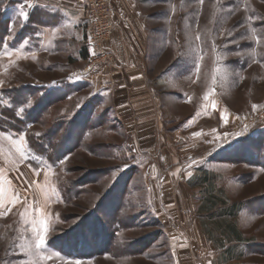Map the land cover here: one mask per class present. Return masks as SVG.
Here are the masks:
<instances>
[{"label": "rangeland", "instance_id": "1", "mask_svg": "<svg viewBox=\"0 0 264 264\" xmlns=\"http://www.w3.org/2000/svg\"><path fill=\"white\" fill-rule=\"evenodd\" d=\"M38 1L67 16L54 53L33 0L0 3V112L26 123L0 126V264H264V0H110L143 26L147 137L81 77L78 0ZM41 218L47 259L29 250Z\"/></svg>", "mask_w": 264, "mask_h": 264}, {"label": "crops", "instance_id": "2", "mask_svg": "<svg viewBox=\"0 0 264 264\" xmlns=\"http://www.w3.org/2000/svg\"><path fill=\"white\" fill-rule=\"evenodd\" d=\"M76 5L78 12L82 13V19L78 22V26L81 27L84 34L87 17L86 3L84 0H78ZM28 7L30 10L35 7L40 8L41 12L45 14L42 22L44 23L42 26L44 51L47 50L51 53L58 51L59 39L54 38L53 33L67 20L62 5L54 1L33 0ZM122 12L125 13L126 11L123 10ZM123 15L122 20L116 21L115 19V29L109 42L114 60L96 67L89 75L81 74V77L92 82L91 85H96L98 90L110 96L109 101L113 108L118 111L122 120H126L127 114L133 116L134 125L138 126V137H147L148 129L143 127L155 128L158 125L156 97L154 95V85L157 83H155L154 78L150 79L148 74L146 56L142 48V46H146L142 23L135 15H129V17L127 13ZM82 38V47L84 48L76 51L79 61L87 60L90 56L87 47V35L84 34ZM72 78L70 77V79ZM71 81L64 80L59 83L62 86L64 82L71 83ZM157 82L161 83L162 79H158ZM125 123L127 122L125 121ZM153 132L154 137H156L155 129Z\"/></svg>", "mask_w": 264, "mask_h": 264}, {"label": "built area", "instance_id": "3", "mask_svg": "<svg viewBox=\"0 0 264 264\" xmlns=\"http://www.w3.org/2000/svg\"><path fill=\"white\" fill-rule=\"evenodd\" d=\"M86 4L87 47L91 64L82 71L83 74L91 72L99 63L114 60L108 43L115 29L111 2L110 0H86Z\"/></svg>", "mask_w": 264, "mask_h": 264}, {"label": "trees", "instance_id": "4", "mask_svg": "<svg viewBox=\"0 0 264 264\" xmlns=\"http://www.w3.org/2000/svg\"><path fill=\"white\" fill-rule=\"evenodd\" d=\"M1 5L6 3L8 5L12 4V0H0ZM0 16H1V20H0V25L2 26L4 23L8 22V24H5L6 26H4V29H0V47L3 45L4 39L6 37V33L9 30V16L7 15L5 10H1L0 12ZM5 31V33H4ZM84 56H86V53H84ZM58 91V90H57ZM56 91V92H57ZM0 117L4 118L5 120L3 121L2 124H0L1 129L3 130H14L19 132L18 129L20 128H24L26 123L23 119L17 117L15 115V112L12 111L10 108H1V112H0ZM22 126V127H21ZM56 133V132H53ZM52 136V135H51ZM39 138H35V137H30L29 138V144L30 147L32 148V150L37 153V154H41L44 155L46 153H49V150L46 149V145H44L43 143H41L42 139ZM39 139V140H38ZM55 152L59 151V146L56 145L54 147Z\"/></svg>", "mask_w": 264, "mask_h": 264}, {"label": "snow or ice", "instance_id": "5", "mask_svg": "<svg viewBox=\"0 0 264 264\" xmlns=\"http://www.w3.org/2000/svg\"><path fill=\"white\" fill-rule=\"evenodd\" d=\"M20 16L23 17L25 20L27 19V13L21 11ZM55 84V82H53ZM256 106L253 105V108ZM213 108L215 109V104H213ZM24 109H20L22 112ZM223 118V117H222ZM21 139H23L21 137ZM17 151L20 154L21 158H24L25 153L22 151L20 148H17ZM20 202L19 199H13L11 203L16 204ZM24 203L26 204L27 201L25 200ZM31 228H32V235L34 237L33 244L30 246V251L32 252L33 255H39L41 259H47L48 257L44 256L42 253V249L45 248L46 245V234L49 231L48 224L44 218H41L39 220H33L31 223Z\"/></svg>", "mask_w": 264, "mask_h": 264}]
</instances>
